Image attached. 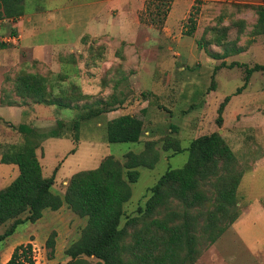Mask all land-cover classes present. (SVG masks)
<instances>
[{
    "label": "rangeland",
    "instance_id": "obj_1",
    "mask_svg": "<svg viewBox=\"0 0 264 264\" xmlns=\"http://www.w3.org/2000/svg\"><path fill=\"white\" fill-rule=\"evenodd\" d=\"M90 1L26 0L28 11L38 9L43 13L39 16L42 23L37 27L41 29L38 40L48 44L75 42L82 28L89 29L93 17L98 16L103 24L108 21L107 32L84 35L74 53L62 47L53 66L35 59L41 52L34 55L22 49V34L16 45L0 50V191L19 175L17 166L1 163L2 154L9 146L30 139L19 132V126L46 133L56 129L60 120L64 124L62 138L41 142L31 138L40 144L36 153L44 176L51 177L59 168L55 194L63 196L74 174L96 169L110 156L125 163L129 152L148 160L159 154L153 169H139L140 178L132 185V198L125 206V226L127 218L140 215L138 209L145 206L150 188L162 175L187 163V151L177 155L166 151L168 140L187 148L199 137L221 132L236 155L229 169L242 173L237 209L222 224L227 231L211 244L210 231L203 227L208 212L215 210L220 188L215 178L200 187L212 197L210 203L186 212L180 201L171 199L157 216L170 213L172 217L174 211V223L183 222L185 213L191 218L196 252L192 259L186 258V251L181 252L175 264H264V71L255 72L245 89L236 94L245 85L246 68L215 70L223 62L250 68L264 65V35H252L258 20L254 8L264 5V0H171L169 6L155 0H108V14L104 9H90ZM70 8L77 11L76 16L68 14ZM5 27L13 30L11 24ZM234 48L244 52L225 60L210 57V53L221 55ZM26 75H39L47 84V101L59 100L69 108L19 95L17 85ZM89 91L91 94L86 93ZM227 97L231 99L220 128L218 109ZM114 98L125 105L113 104L105 110L104 104ZM100 108L103 114L87 116ZM139 111L144 116L145 131L141 142L109 144L108 122L120 114ZM75 121L81 126L73 131ZM73 149L76 152L71 154ZM235 216L238 219L232 220ZM12 223L0 227V236ZM86 224V218L66 206L57 211L47 209L40 220L18 226L0 244V264H5L21 244L33 245L38 264H67V250L80 239ZM142 228V222L128 227L126 245H134L132 236ZM50 241L55 242L53 248L48 246ZM125 256L127 259L131 254Z\"/></svg>",
    "mask_w": 264,
    "mask_h": 264
},
{
    "label": "trees",
    "instance_id": "obj_2",
    "mask_svg": "<svg viewBox=\"0 0 264 264\" xmlns=\"http://www.w3.org/2000/svg\"><path fill=\"white\" fill-rule=\"evenodd\" d=\"M155 1H162L168 6L171 3V0ZM25 8L26 0H0V21L15 23L16 19L23 16ZM254 9L258 20L252 35L262 36L264 5ZM11 31L16 33L15 30ZM243 52L242 48H234L232 52L226 50L221 55L210 53V57L214 60H225L232 54ZM220 67L246 68L245 85L236 94H240L245 89L255 72L264 71V65L258 64L249 68L238 62L230 65L223 62L215 70ZM46 88L47 84L43 83L39 75L21 77L17 85L18 93L23 97L33 98L38 103L45 102L49 105L69 108V104H63L59 100L47 101ZM230 99L231 97H227L218 109L217 124L220 128L224 122V109ZM101 104L104 103L99 102V105ZM113 104L121 107L124 101L114 98L113 101L104 104L105 110ZM101 113L103 114V110L100 108L87 116ZM143 119L144 116L139 111L123 114L109 121L107 142L109 144L140 143L145 133ZM80 126V122L75 121L72 130H79ZM63 127V122L59 120L56 129L39 133L32 127L20 125L19 132L28 135L30 139L22 145L9 146L2 154L1 163L17 166L19 175L8 187L0 191V227L13 221L10 228L0 236V244L12 236L18 226L40 220L45 210L57 211L66 206L79 217L87 220L80 239L67 250L66 254L70 258L67 264H93L88 259L96 260L94 264H175L178 255L183 251L187 252L186 258L192 259L196 252L197 238L191 229L189 215L183 214V222L174 223L173 217L177 216L176 212L172 211V217L168 216L170 213L164 217H159L157 214L169 204L171 199L180 201L186 212L197 209L206 202L210 203L212 197L200 190V187L203 182L213 178L220 188L214 201L215 210L208 212L203 227L205 231H210L208 241L211 244L217 242L227 231V227L222 224L224 218L230 216L233 209H237V190L242 173L235 174L229 169V164L235 163L236 155L219 132L199 137L187 148H182L178 141L168 140L166 151H173V155L187 151L189 154L187 163L182 168L167 170L150 188V196L145 206L138 209L140 215L127 218L126 225L122 226L125 206L132 198L131 187L140 178L139 169H153L158 163L159 154H153V158L148 160L140 154L129 152L124 157L125 163L110 156L103 160L98 168L74 174L62 196L53 192L59 168L54 170L51 177L44 176L43 167L36 153L40 144L34 143L31 138H36L39 142L47 138H62ZM2 147L0 144V150ZM75 152L76 150L73 149L71 154ZM222 162L225 163L224 168L220 166ZM24 215L25 218H22ZM235 219H238V216L233 217L232 220ZM139 222L143 223L144 230H138L132 236L134 239L132 247L126 245L128 227ZM54 244V241H50L48 246L53 248ZM127 253H130L131 257L126 259ZM35 259L33 245L21 244L15 247L5 264H38Z\"/></svg>",
    "mask_w": 264,
    "mask_h": 264
},
{
    "label": "crops",
    "instance_id": "obj_3",
    "mask_svg": "<svg viewBox=\"0 0 264 264\" xmlns=\"http://www.w3.org/2000/svg\"><path fill=\"white\" fill-rule=\"evenodd\" d=\"M90 3H91V6L89 7L90 9L91 8L94 9L95 12H97V10L103 12V9H104L105 13L108 14V10L106 9V8H108L107 7L108 0H94V1L92 0V1H90ZM89 5L90 4H88V6ZM67 12L70 15L76 16V14H77V11L75 9H71V8ZM95 12H94V16L96 14ZM41 13L42 12L39 11L38 9L34 10L32 12L28 11L27 6H26L25 14L23 16H21L20 18L16 19L15 23H14V21L10 22V23L8 21H6L4 23V25L5 24H11L13 30H15L16 32H19L20 35L22 34L23 35L22 44H21L22 49H25L32 54L34 53V55L38 54V52H41L39 54V56H35V59H37L40 62L46 63L48 66H53V63L55 62V60L56 59L58 60L59 54L57 55V53H61L60 51H61L62 47H63V50H67L70 53H74L75 52V50H74L75 45H77L78 42H80L81 39L84 38V35L90 34V35L100 36V35L104 34V32H107L109 29L108 21L106 20L107 23L103 24L101 21H99V17L97 16V17H93L92 24L90 25L89 29H87V26L82 28V33L79 35L78 39L75 42L69 41V42L63 43V44H61V43H50V44H48V43H45V42L38 40L41 29L38 31L37 27L42 23V20L39 19V16L41 15ZM42 15H43V13H42ZM48 21H50V20H48ZM4 25L2 26V30H0V32L1 31L3 33L10 32L11 30L5 29ZM54 29L56 30L57 28H54ZM4 48H9V46L0 47V50L4 49ZM69 52L64 51L63 53H69ZM73 58H77V56L73 55ZM250 82H251V80H250ZM91 85H93V84H91ZM86 93H90V91L86 92ZM121 115L122 114H120L119 116H121Z\"/></svg>",
    "mask_w": 264,
    "mask_h": 264
},
{
    "label": "built area",
    "instance_id": "obj_4",
    "mask_svg": "<svg viewBox=\"0 0 264 264\" xmlns=\"http://www.w3.org/2000/svg\"><path fill=\"white\" fill-rule=\"evenodd\" d=\"M6 22V21H5ZM4 21H0V30H2V26L5 23ZM21 35L19 32L13 33L12 31L8 33L0 32V46H14L17 44L18 40H20Z\"/></svg>",
    "mask_w": 264,
    "mask_h": 264
},
{
    "label": "water",
    "instance_id": "obj_5",
    "mask_svg": "<svg viewBox=\"0 0 264 264\" xmlns=\"http://www.w3.org/2000/svg\"><path fill=\"white\" fill-rule=\"evenodd\" d=\"M220 134H221V132H220Z\"/></svg>",
    "mask_w": 264,
    "mask_h": 264
}]
</instances>
